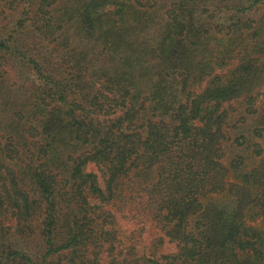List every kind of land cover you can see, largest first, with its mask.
<instances>
[{
	"label": "trees",
	"instance_id": "1",
	"mask_svg": "<svg viewBox=\"0 0 264 264\" xmlns=\"http://www.w3.org/2000/svg\"><path fill=\"white\" fill-rule=\"evenodd\" d=\"M2 1L1 22L19 15L0 60L22 77L4 94L0 246L38 235L45 252L0 264H264V228L245 220L264 217V15H242L263 0L229 23L213 0ZM133 203L176 252L121 247L116 210Z\"/></svg>",
	"mask_w": 264,
	"mask_h": 264
},
{
	"label": "rangeland",
	"instance_id": "2",
	"mask_svg": "<svg viewBox=\"0 0 264 264\" xmlns=\"http://www.w3.org/2000/svg\"><path fill=\"white\" fill-rule=\"evenodd\" d=\"M216 9H214L216 19L220 23H229L236 19H238V13L236 12V8L248 6L252 1L250 0H213ZM1 8L5 7V2H0ZM28 7V1L23 5L24 7ZM7 8V7H6ZM22 8V10H23ZM211 8V7H210ZM218 8V9H217ZM19 13L8 10V17L5 19H1L0 21V30L4 28L5 24H9L14 22ZM243 16H249L254 18H259L264 15V0L258 7H254L252 9H248L242 13ZM234 65V64H233ZM0 70L6 72L7 80L4 82L0 80V90L3 92V95L0 94V142H3V137H7L8 135L13 133H17L16 129H13L11 126L13 122V113L11 108L7 107L6 103H10V100L4 97V94L8 88L11 90L19 89V80H21L22 73L20 71V66H14L2 63L0 60ZM3 74V73H2ZM9 74V75H8ZM264 85V82L262 83ZM12 96L11 98H14ZM260 99H264V95L260 96ZM235 105V103H234ZM262 145L264 146V141H262ZM225 156L223 158L224 164L228 166L231 159L237 154L233 148L226 147ZM251 161V165L257 164L258 161ZM88 170H92L95 172H99L97 166L93 163L87 166ZM228 179L231 183L237 182V179L233 176V174L228 175ZM102 183V179H101ZM212 192L210 197L215 196L217 199L221 200L224 203H229L233 206L234 194H226V192L218 193ZM116 221L117 228L120 231V237L122 240L121 247L128 245L134 247V253L136 256H155L160 257L166 254H171L177 251V245L175 241H171L169 237H167L161 229L157 226V224L152 220V218L145 212L140 211L136 204L127 205L122 209L116 210ZM193 222L196 217H193ZM246 223L252 226L264 228V217L257 211V209L251 208L246 210ZM8 223L12 226L15 224V221L10 219ZM14 229V227H13ZM9 240H4L3 246H0V253L3 256L5 253L3 250L9 251L10 249L18 250L23 253H26L32 257L34 261L40 260L43 256L45 249L42 245V240L40 236L34 235L30 237H23L20 235H15ZM1 258V257H0ZM103 259L107 260L108 256L106 253L103 255ZM57 261L56 258L49 257L46 264H55Z\"/></svg>",
	"mask_w": 264,
	"mask_h": 264
}]
</instances>
